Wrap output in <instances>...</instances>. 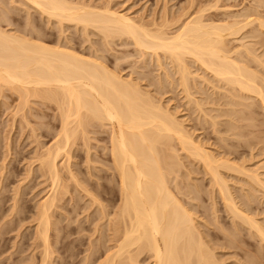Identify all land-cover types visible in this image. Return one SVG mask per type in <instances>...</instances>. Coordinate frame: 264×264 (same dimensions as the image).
I'll list each match as a JSON object with an SVG mask.
<instances>
[{"label":"bare ground","instance_id":"obj_1","mask_svg":"<svg viewBox=\"0 0 264 264\" xmlns=\"http://www.w3.org/2000/svg\"><path fill=\"white\" fill-rule=\"evenodd\" d=\"M76 1L78 2L79 0H76ZM76 1L72 0L71 2V0L70 1L69 0H21L20 2H22L23 4L25 3L28 4L30 8L32 7L34 11H38L37 13H39V15L41 14L40 16L42 15L43 17L45 16L47 20L49 19V21L50 20L56 21V23L58 24L57 26H60L61 29L65 28V26L63 28V25H66L69 23V24H72V26L74 25L75 27L80 26L79 28H82V31L86 33L88 29L94 30L95 33H98L101 35V38H103L104 42L106 43L115 42V40L116 41L119 40L120 42L124 40H126V42L130 41L129 45L133 44L132 46H135L136 50L139 52L137 53L140 54L139 56L140 58L142 57L143 59H146L148 57L145 58V55L148 54L147 56H149V58L150 57L155 58L157 62L156 64H158V68L163 67L162 66L163 63L162 61L160 62V60L168 59V61L170 62L169 64L173 66L172 68L175 69V73L177 74L176 76L178 78L177 82H179V86H180L179 88H182L187 98H190L193 96L192 94H190V97H188L189 87L192 85V83L191 85L189 84L190 82L189 78L190 77L195 78V77H193L194 73L190 72L189 70L190 67H188L186 60L190 59L191 61H193V63L195 62L199 70L201 68L202 72H205V74L207 73L208 76L212 77V80H209L208 78L206 79L205 76L200 75L201 73L197 75L195 74L196 78H198L197 80H201L200 81L201 83L205 81L204 83L209 84L210 86H214L212 85L214 83V82L212 83L213 79L215 80V82H218L219 84L221 83L220 85H218V83L217 85L215 83L214 84L219 89L220 88L222 90L224 89L223 93L225 91L224 94L226 95L227 99H229V101L226 102L227 104L226 107H229L227 108L228 110L225 111L223 109L225 119H227L226 116H228V119L230 118L231 120V122L229 120L228 122L229 124H227L226 126L229 130V131L227 130L226 131L229 134L231 133L230 130L235 129L234 123L237 119L245 121V126H252V120H253V117L251 116L252 114L250 113L251 115L250 114L246 115L243 111L244 110L250 111V107L253 104L257 103V106L263 111V115L262 114L261 115L264 116V73H261L262 71H264V57H262L264 56V53H263L264 50L262 51V53H257L256 50L258 51V48L255 49L256 48L255 45L259 44L260 46L261 44H263L261 37H260L262 32L260 33L257 31L258 33H260L259 35L260 38L258 36H253L257 33L256 31L253 30V28H255L254 27L255 23H256V28H257L255 30H260L264 28V19L263 17H262L263 20L260 19L261 15L258 18L256 15H254V17H256L254 18L253 15L250 16L247 14L248 12H251V10L250 11L246 10L247 13L242 12L243 14L241 13V15L239 16L240 18L243 16L242 17L243 19L241 20H232L230 22L213 21V20H210L208 17H205L208 15L204 14L205 11H208L207 10L208 7L207 8L205 7L207 5L208 6L210 5L208 3L203 8H199L200 7L199 5V7H197L199 9H197L196 13L195 14L192 13L194 14V16H191V14L189 16V14H187V16H189L190 18L189 17L188 19L186 18L187 20L182 18L183 21L179 20V22H177L178 24L177 23L173 24V23H175L174 21H178L177 18L179 14L177 15V18L176 16L175 17L173 16V18H176V19H173L174 21L172 22V24L174 25V27L172 26L174 28L173 29L172 27L168 26L169 23L168 24L165 23L167 25L165 24L155 25L149 22L151 25L150 24L145 25L143 24L144 22L140 23L139 20L136 22L133 18L126 16L124 14H121V12L118 13L116 11H112L111 10L112 8L110 9L108 5H102L104 7L100 6V8H97L96 7L97 5L96 6L93 5L95 7H91L92 5L87 6L88 4L85 5L83 4V2L74 3ZM213 1L214 3H217L215 2V0H212L211 2ZM261 1H258L259 2L258 4H261L262 3ZM10 2L12 1L10 0ZM20 2L18 1V3ZM13 3H14V0H13ZM15 4H13V6ZM104 4H106V2H104ZM200 4H202V6L204 5L203 3H200ZM258 4H256L257 5L256 8L259 7ZM214 6L215 4H213L212 7ZM20 7H23V6L21 5ZM212 7L209 9V11L211 9L214 10ZM253 8H255V6ZM27 9H25V11ZM4 11L0 13H4ZM211 13L210 15H212ZM4 15L5 14H2L1 16L0 14V17H1L0 21L4 19V18L2 19ZM212 16L214 17V19H216L215 18L216 16L214 15ZM179 17L181 16L179 15ZM5 20L8 21V19H4L2 24L4 25L7 24L8 27L12 25V23L10 24L8 22L6 23ZM144 21L146 20L144 19ZM13 23L15 22L13 21ZM26 23L28 25V31L26 29H23L25 27H21L22 29L20 33H18L19 31L18 32L16 31V28H15V31H13V28L10 31V30H6L8 28L6 25H5L7 27L6 29H4L5 27L4 28L0 27V92L3 91L2 89H6L8 91L10 90L9 92L12 91L11 92L12 94L17 95L19 102H16L18 104L15 105L16 110H17L16 112L22 110V107H20V105L21 106L23 105L24 107L26 104H29L28 99H31V98H33V100H36V99H38V101L41 100L42 102H44V104H46L47 102V105H49L48 103L55 104L54 107H56L55 109L58 110L57 117L59 118L58 121L60 123V127L58 128L57 132H55L57 133L55 135L57 138L55 139L53 144L51 145L49 144L50 145L49 147L44 148V150L41 151V153L37 154L38 156L37 159L35 158L36 160H38V167H39L38 169L42 172L41 173L42 176L44 175L45 178L49 181V185L47 186L49 189L48 191L49 193L47 194V196L45 195L46 197H42L44 199L42 201H39V204H37L35 218H34L35 220L34 221L35 223V228H34L35 234L34 235H36L35 237L39 240L38 242L39 243L41 242V244L39 245L42 246V250H43L41 251L42 255H41L40 264H50L49 262L50 260L48 258H50V255L52 253L50 254L49 252L50 250L48 248V245L50 244L48 242L49 240L48 232H49L50 227H55V225L51 226L52 225V222L50 221L51 213L53 211V208H55L57 205V204L55 205V203L62 198L61 196L65 192H67L66 191L67 185L65 186L64 183L60 184V180H59L60 175L58 173L56 160L58 159V157L62 155L67 157V160L65 159L66 161L69 160L68 159V156H69L68 150L70 149L69 142L73 139L74 135L76 136L77 132L83 131L85 130L86 127H88V125L84 124L85 122L86 123L88 122L87 124H89V122L90 124L91 122L93 123L98 122V125H100L101 127L102 126H104V128L107 127V130L106 129L104 130L105 132H107V135H108V146L107 148L105 147L106 148L105 152H107L110 159L109 158H106V159L110 160L108 162H110L109 168L111 170L110 169L109 170L112 171V174H114L112 175V177L113 176L115 177L116 182H117L116 184L118 186L115 188L116 189L118 188L119 190L118 194L120 195V198H119L120 200L118 203L119 205L116 207V210L111 214L112 217L109 219L108 217H106L108 216V213L106 212L105 207L101 205V203L99 202L101 205L99 208L100 215L102 214L101 217H103L104 219L106 217L104 221H106V223L108 222L106 226L109 232L107 233H109L110 235L109 234L107 235H109L110 237L109 236L107 237L110 238V242H112L113 244L111 247L112 248L111 252L106 251L107 254L102 259V262H98V264L99 263L100 264H141V260L143 258H146L149 260L148 264H219L218 262L221 259L217 262L215 260L216 258H214V256L212 255L213 252L211 253L209 251L208 248L210 246L207 247L209 243L207 244L206 240L204 239L205 237L203 238L202 236L203 233L200 232L201 233L200 234L198 229L196 228L197 224L195 223V218L193 219L192 215L189 212L190 209L186 208V206L184 207V205L180 202L179 198H177V194H179L180 192L178 191L179 189H177L175 186L174 188H171L170 186V182L172 180H175L176 178L170 179L169 176H171V174L174 173L175 171L174 167L181 164L180 162H178V157L176 158V155L174 154L175 147L173 149V145L175 144L173 145L171 144L173 140H174L173 143L176 141L177 144L180 146L179 147L176 144L178 148H181V151H184L186 155L189 156L193 161H196V163L198 162L197 164H200L202 169L205 170L206 173L209 175L211 179L210 191H211V187H213L214 189L212 188V192L213 191L215 192V190L218 192L217 193L219 194L218 197L220 196L221 200L223 201L224 208L226 209L227 214L231 215L230 218H232L233 223L238 222L240 223V225L242 224L243 226H246L249 230L255 233V235L257 236L256 239L258 238L259 241L262 242V246L264 245V228L259 224V222L253 219L254 217L252 218L250 217L251 215L248 216L246 214L247 212H245L246 209H244L245 207L244 205L242 206L243 208L237 205L239 203L235 202L236 199L234 200L230 192L231 188L229 190L230 186L227 185L229 182H226L225 179L220 174V169L231 171V172H234L235 174L238 173V175L243 174L245 175L244 177L247 179L248 183L249 182L252 183L256 188L261 189L264 192V183L254 173L255 171L254 172L252 171L254 174L253 173L251 174V172L249 170L247 171L246 170L247 168L244 167L246 172H250V174L249 173L245 174V171L243 170L244 168L242 169V167H239L241 165H238L237 167V165L234 164L235 162L233 163L234 165L231 163L233 160L232 161L227 160L228 157L226 160L221 157H217L216 155H214L215 154L214 151H212L214 152V154H212L208 149L204 148L203 145H201L198 142V140L197 142H195L193 137L191 136L192 134L188 133L187 132L188 130L186 131V129L183 128L184 127L182 126L183 123L182 122L179 123V121L176 120V118L172 115L173 112L170 114L168 110H164V107H162L163 105L160 106L161 104L160 105L159 103L157 104L155 100H153L152 98L153 95L152 96L148 95L146 92L144 93L143 90L142 92L139 89V86H137L138 83L131 82L133 79L131 81H124L121 79L119 74H117L118 72L115 73L116 70L115 71H111V69L109 70L101 61L100 56L102 54H100V56L90 55L89 58H85L84 56L82 57L81 55L75 53L73 50L69 49L68 48L69 45L67 47H64L65 45L61 46V42H63L65 39H63V41L60 40V43H58V41L57 43L53 42L55 45L51 46L52 45L51 44L49 46L48 44H46V42L45 43L43 42V39H42L43 37L42 38L40 37L41 35L38 36L39 33L37 32V30H35L34 26H33L34 29L31 27L32 28L31 30H35V33L30 32L31 30L29 29L30 28L29 25L31 22H29V24L28 22ZM53 23L56 24L55 22ZM253 23H254V26L252 27V32H255V33H253V35L250 34L248 31H246L245 33L248 32L247 34L252 35L251 37L254 40L252 39H251L252 41L243 40L245 38H243V36L241 35H245V34H243L242 32L244 31V29H246V27L248 28L251 27ZM172 24L170 22V25ZM10 27H13V26H10ZM169 27L172 30L167 31L170 29ZM61 29H59L58 31L62 32ZM24 30L26 31L24 32ZM60 35H62V33L59 34V36ZM88 36H92V35L89 34ZM238 40L241 41L239 46L237 45V47H235V46L229 45L230 41L238 42ZM159 53H161L162 56H160ZM160 57H163V58L160 59ZM116 59H115V62H117ZM146 61L148 60L146 59ZM251 62H254L253 64H255L257 68L260 67V69L261 70L263 69V70L259 72L257 69L254 68L255 65H253L254 67L251 68V65H250ZM114 67H117V66H114ZM198 69L196 70L197 72H198ZM159 71L164 72L163 68L162 70L160 69ZM158 79H161V78L158 77ZM162 82L163 81H161V83ZM153 83H157V85L159 84L161 86V84L158 82L153 81ZM214 88L215 87H213V89ZM218 88L216 89L217 92L219 91ZM211 95L213 94L211 93ZM189 101L191 100L189 99ZM192 102H193V105L196 107V109L201 111L200 112L202 113L201 115L204 116L203 120L205 116L206 118L209 117V119L206 122L210 120L211 126L213 128V126L216 125L217 119H219L218 117L219 114L217 115L218 118L215 117L216 115L215 116L210 115L211 112L208 115L207 110H206L207 112L204 111L205 109L202 110L201 103L198 101V99L192 100ZM192 102L190 103L192 104ZM39 103L40 102H38V104ZM207 103H210V102H207ZM213 103L215 104V102ZM213 103H210V104L212 105ZM224 103H225V99H224ZM217 107H220V106L218 105ZM223 107H225V105ZM165 109H166V106H165ZM214 110H212V112ZM218 112H219V108H218ZM83 125H86V126L84 127ZM81 126L83 127V130L81 129L82 128ZM79 128L81 129L80 131L78 130ZM216 129H219V128H216ZM239 129L236 128L235 130H239ZM86 131H89V130L86 129ZM86 131H85V134H87ZM232 135H234L235 137L238 136V138H240L239 136L241 134L239 132H236V133H232ZM88 137L87 139H89ZM84 138L85 137H83V139ZM85 141H86L87 146H89L90 144L88 145V140L85 139ZM84 146H85V143H84ZM67 147H69L68 150H67ZM87 149L88 148L85 147V150H86L85 152L88 151ZM103 150H104V147H103ZM250 158L252 157L250 156ZM89 160H91V156H90V159H87L88 162ZM180 166L182 167V165ZM178 170H179V167H178ZM234 173H231V174L234 175ZM70 181L73 182L74 180L71 179ZM62 185H64L65 188L64 186L62 187ZM86 191H85L86 192L85 194L88 195L87 194L88 191H91V190H86ZM253 192H256V190ZM16 193L17 191L14 192L15 196L17 195ZM256 193H259V192H256ZM89 195H91V193H89ZM244 197L245 196H243V198ZM90 198H92V195L90 196ZM93 199H95V202H96L97 199L94 196H93ZM93 199L92 201H94ZM12 200L13 202H15L14 199ZM96 203L98 206L99 205L98 201ZM213 204H214V201H213ZM11 206H12V210L11 208L10 210L13 211L16 205L15 203H13V205ZM115 206L116 205H114V207ZM5 217H6V214H5ZM33 217L34 216H32V218ZM216 225H218V223L215 224V226ZM81 229L82 228H80V230ZM25 247H28V246H25ZM0 257H1V254H0ZM85 258H86V255H85ZM247 262L248 264H258L256 258H253V257L247 259Z\"/></svg>","mask_w":264,"mask_h":264},{"label":"rangeland","instance_id":"obj_2","mask_svg":"<svg viewBox=\"0 0 264 264\" xmlns=\"http://www.w3.org/2000/svg\"><path fill=\"white\" fill-rule=\"evenodd\" d=\"M11 1L12 2H10V0L9 1L8 0H1L0 1V4L2 2L5 3V4L2 3L0 5V7H1L0 12H3L4 10H6V11H4V13H0V14H1V16H2V14H5L2 17V19L3 18L8 19V21L5 20V22L6 23L8 22L9 24L12 23V25H10V26H13V27L9 26L11 28L10 29L7 26V24H5V25L8 28L4 24H2L4 21V19H3L0 21L1 24L3 25L2 26L0 24L1 28L5 27L4 29L7 28L6 30H10V31L12 30V28H13V31H15V28H16V31L17 32L19 31L18 33H20V31L22 29L21 27H25L23 29H26L28 31V25L26 22H28V24H29V22H31L30 23L31 26L29 25V27H30L29 29L31 30L34 26L35 30H37V32L39 33L38 36L41 35L40 37L41 38L43 37L42 38L43 42L44 43L46 42V44H48L49 46L51 44H52L51 46H54L55 45L54 43H57V41H58V43H60V40L63 41V39H65L63 42H61V46L65 45L64 47H67L69 45V47H68L69 49L73 50L75 53L81 55L82 57L84 56L85 58H89L90 55L100 56V54H102L100 56L101 61L109 70L110 69H111V71L116 70L115 73L118 72L117 74H119L121 79L124 81H131L133 79L131 82L138 83L137 86H139V89L141 91L143 90L144 93L146 92L148 95H151V96L153 95L152 98H153V100H155V102L157 104L158 103H159V105L161 104L160 106L163 105L162 107H164V110H168V112H170V114L173 112L174 114L172 113V115L176 118V120H178L179 123H181V122L183 123L182 124V126H184L183 128L186 129V131L188 130L187 131L188 133L192 134L191 136L193 137L195 142H197V140H198V142L201 145H203L204 148L208 149L212 154H214V152H215L214 155H216L217 157H221L225 160L228 157L227 160H230V161L233 160L231 163L233 164L235 162L234 164L237 165V167H238V165H241L239 167H242V169L244 167H246L247 168L246 170L247 171L249 170L251 172V174L255 171L254 173L264 183V124H263L264 123V120H263L264 116H262L263 111L257 106V103L253 104L250 107V111L249 110L243 111L246 115H249L250 113L252 114V115L250 114L253 117L252 126H245V121L237 119L234 123V126H235V129L236 128L239 129V127H240V129L239 130L234 129L235 132H234V130H230L231 133L229 134L227 132L229 130L226 126H227V124H229L228 122H229L230 118L228 119V116H226L227 119H225L224 113H223L224 110L226 111V110H228L227 108H229V107H226L227 106L226 102H228L229 99H227L226 95L224 94L225 91L223 93L224 89L222 90L220 88L221 89L220 90L217 86H215V84L217 85L218 82H215L214 79L212 81V83L213 82L215 83V84L214 83L212 84L214 86H210L209 84L204 83L205 81L203 82V80H202L203 83L200 82L201 80H197L198 78H196V75L200 74V73H201L200 75L205 76L206 79L208 78L209 80H212V77L208 76L207 73L205 74V72H202L201 68L199 70L198 66H196L195 62L193 63V61H191L189 58H187L189 60H186L187 65H188V67H190L189 68L190 72H193L194 75L196 74L194 76L192 73L193 77H195L196 79L191 78V77H190L191 79L189 78L190 82L189 81L188 82L190 85L192 83V85H191L192 88L189 85L190 87H189V91H188V93H189L188 97H190V94H192L193 96L191 95L192 97L187 98V96H186L185 92H183L182 88H179L180 86H179V82H177L178 81V78L176 76L177 74L175 73V69L172 68L173 66H171V64H169L170 62L168 61V59L160 60V62L162 61V63H163L162 64L163 67L159 66L160 68H158V64H156L157 62H156L155 58H153V57L149 58V56H147L148 54L145 55V58L146 57L149 58V59L146 58L148 61H146V59H143L142 57L140 58L139 57L140 54H138L139 52L136 50L135 46H132L133 44L129 45L130 41L126 42V40H124L125 42L122 41L123 44L119 40H117V41L115 40V42L106 43V42H104L103 38H101V35L98 33H95L94 30L88 29L87 33H86L84 31H82V28H79L80 26L79 27L77 26L78 27L77 28L74 25L72 26V24H69V23L66 25H63V28H64V26H65V28L61 29L60 26H57L58 24L56 23V21H54V20L49 21V19L47 20V18L45 16L44 17H43V15L40 16L41 14L39 15V13H37L38 11H34V9L32 7L30 8L29 5L26 3L23 4L24 3L23 1H22L23 3L20 2L21 0H14V3H13V0H11ZM18 1L20 3H18ZM73 1H76V0H73ZM211 1L212 0H202V1L201 0H195V2H194V0H165V1L164 0H110V1L109 0H82V1L79 0L78 2L79 3L83 2V4H85V5L88 4L87 6L92 5L91 7H95L97 5L96 6L97 8H100V6L104 7L102 5H108L110 9L112 8L111 9L112 11H116L118 13L121 12V14H124L126 16L133 18L136 22L138 20L140 23L144 22L143 24H145V25H147V24L149 25L150 23L155 24V25H162L165 23H167V24L169 23L168 26L174 27L173 24H176L177 22H179V20L183 21V19H186V18L188 19L190 14H191V16H194L197 9L203 8L208 3L210 5L205 6L206 8L208 7V9H207L208 11H205L204 14L208 15L205 17H208L210 20H213V21H228V22H230L232 20H241V19H243L242 18L243 16L241 18L239 17L241 15V13L242 12L247 13V11H250V10H251V12H248L247 13L248 15H250V16L253 15V17H254V15H256L257 18L261 15L260 19H262V17L264 19V3H263L264 0H262V1L261 0H225V1L224 0H215V2H217V3H214V1L213 2H211ZM258 1H261L262 3L260 2L261 4H258L259 3ZM71 2H72V0H71ZM78 2L76 1L74 3H78ZM104 2H106V4H104ZM107 2H108V4H107ZM164 2H166V3H164ZM199 2L203 3L204 5L202 6V4H200ZM7 4H8V6H7ZM13 4H15L14 5L15 7L13 6ZM213 4H215V6H217V7H215V6L212 7ZM256 4L259 5V7H257L259 9L256 8V6H257ZM2 5H3V7H2ZM21 5L23 7H20ZM93 5H95V6H93ZM199 5H200V7H199ZM260 5H262V6H260ZM210 6L214 10L211 9L209 11V9L211 8ZM254 6L256 9L253 8ZM197 7H199V8H197ZM247 7H249V8L251 7V8L249 9ZM260 7H262V8H260ZM6 8H8V9H6ZM25 9H27V10L25 11ZM30 9L31 10L33 9V10L31 11ZM184 11H186L187 13ZM182 12H184V13H182ZM26 13H27V15H26ZM192 13H194V14H192ZM210 13L212 15L216 16L215 17L216 19H214V17L212 15H210ZM236 13L239 15H237ZM178 14L181 17H179ZM187 14H189V16H187ZM177 15H178V18H177ZM27 16L28 17L30 16L29 19ZM173 16L174 17L176 16L178 21H174L173 19H176V18H173ZM253 17H251V18H253ZM254 18H256V17H254ZM0 19H1V17H0ZM144 19L146 21H144ZM10 20H11V22H10ZM45 20H46V22H45ZM13 21L15 23H13ZM173 21L175 23L172 24ZM53 22H55L56 24H54ZM170 22L172 25H170ZM254 23L251 25V27H249V28L246 27V29H244V31L242 30L243 32L241 31L243 34L246 35V37H245V35H241V36H243V38H245L243 40H245V41L254 40L251 37L253 35V33H255V32H252V27L254 26ZM14 24H16V25H14ZM167 24H165V25H167ZM45 25H47V26H45ZM58 27H59V29H61L62 32L58 31L59 30ZM254 27H255V28H253L254 31H256V32L258 31L260 33L262 32L260 37H261L263 44H261L260 46H259V44H257V45H255L256 48L254 47L255 49L258 48V51L256 50L257 53H262V51L264 50V39H262V38H264L263 37L264 36V34H263L264 28L260 29L262 31L255 30V29H257L256 23H255ZM250 28H251V30H250ZM26 30H24V32ZM35 30H31L30 32L35 33ZM170 30H172V29L170 28L167 31H170ZM246 31H248L252 35L247 34L248 32L245 33ZM22 32H23V30H22ZM83 32L86 35L90 34L92 36H88V35L86 36ZM258 32L253 36L259 37L260 33H258ZM61 33H62V35L59 36V34H61ZM35 35H37V34H35ZM247 35H249V36H247ZM82 36H84V37H82ZM87 37H88V39H87ZM248 37H250V38H248ZM240 38H242V37H240ZM68 40H70V41H68ZM67 41H68V43L69 42L70 43L68 44ZM88 41H89V43H88ZM238 42L237 41H230L229 45L237 47V45L239 46L241 41L238 40ZM92 44H93V46H92ZM122 45H124V46H122ZM125 45H127V46H125ZM259 47L261 48V50ZM108 49H109V51H108ZM134 51H136V52H134ZM95 53H96V55H95ZM128 53H130V54H128ZM136 54H138V55H136ZM159 55L162 56L161 53H159ZM262 57H264V56H262ZM122 58H124V59H122ZM161 58H163V57H160V59ZM115 59L117 62H115ZM118 59H119V61H118ZM122 60H123V62H122ZM142 61H144L145 63ZM251 63H250V65L252 68V67H254L253 65H255V64H253L254 62H251ZM112 64H114V65H112ZM114 66H117V67H114ZM162 68H163L164 72L159 71L160 69L162 70ZM254 68L257 69L259 72H261L263 70V69L261 70L260 67L257 68L256 65ZM197 69H198V72L196 71ZM119 71H120V73H119ZM172 71H174V72H172ZM130 73H132V74H130ZM261 73H264V71H262ZM148 74H149V76H148ZM163 74H165L166 76ZM170 76H171V78H170ZM158 77L161 79H158ZM143 78H145V79H143ZM167 78H169V79H167ZM176 78H177V80H176ZM140 79H142V80H140ZM153 81L160 83L161 86L159 84L157 85V83H153ZM161 81H163V82L161 83ZM147 82H149V83H147ZM162 84H164V85H162ZM202 84H203V86H202ZM220 84L218 83V85H220ZM147 85H149V86H147ZM210 87H212V88H210ZM213 87H215V88L217 87L219 89V91L217 92L216 91L217 88L213 89ZM2 90L3 91L0 92V172H1V174H0V178H1L0 179V254H1L0 264H38V263L40 264L41 255H42L41 251H43V250H42V246L39 245V244H41V242L39 243L38 242L39 240L35 237L36 235H34L35 234V232H34L35 231L34 230V228H35L34 218H35L37 204H39V201H42L44 199L42 197H46L47 194L49 193L48 192L49 189L47 187L49 185V181L45 178L44 175L42 176V174H41L42 172L38 169L39 168L38 167V160H36V159L38 157L37 154L41 153V151H43L44 148H47L51 144H53V142L57 138L55 136L57 133H55V132H57L58 128L60 127V123L58 121L59 118L57 117L58 116V113H57L58 110L55 109L56 108V107H54L55 104L48 103L49 105H47V102H46V104H44V102H42L40 99H39L40 101H38V99L34 98L37 100L36 101V100H33V98H31L32 100L28 99L29 104H26L24 107H23V105L22 106L20 105V107H22V110L16 112L17 110H16L15 105L18 104L16 102H19L17 95L12 94L11 93L12 91L9 92L10 90L9 91L6 89H2ZM4 90H5V92H4ZM158 92H160V93H158ZM183 93L185 94L186 97L184 96ZM211 93L213 95H211ZM158 94H160L161 96ZM162 94H164V95H162ZM223 94L225 95V97ZM222 96L225 99V103H224V99L222 98ZM189 99L191 101H189ZM197 99L201 103L202 110L205 109L204 111H206V110L208 111V112L206 111L208 115L211 112L210 115H214V116L216 115L215 116L216 118L219 117V119H217V121H216L217 126L215 125L216 128H219V129H216L215 126H213V128H212L210 120L208 122H206L209 119V117L206 118V116H205V118L203 120L204 116L201 115L202 114V113H200L201 111L197 110L196 107L193 105V102H192V100H197ZM158 100H159V102H158ZM34 102H36V103H34ZM38 102H40L39 104L41 106L38 104ZM190 102H192V104ZM207 102H210V103L215 102V104L213 103L211 105L210 103H207ZM218 105L220 107H217ZM224 105H225V107H223ZM165 106H166V109H165ZM218 108H219V112H218ZM220 109L222 110V112ZM212 110H214V111L212 112ZM25 111H26V113H25ZM217 115H218V117H217ZM238 121H239V123H238ZM230 122H231V120H230ZM87 123L86 122L84 123V124L88 125V127H86L85 130H83V127L81 126L82 127L81 129L84 132L80 131L81 129L79 128L78 130L81 132V134H80V132H77L76 136L74 135V137H73L74 140L71 138L72 143H71V141L69 142L70 143L69 144L70 149L68 150L69 147H67V150L69 153L68 154L69 160L66 161L67 157H65L64 155L58 157V159L56 160L58 173L60 175L59 176L60 177V179H59L60 184L64 183L65 186L67 185L66 186L67 192H65L61 196L62 198L59 200L60 202L57 201L60 204L57 202L55 203V205L56 204L57 205L55 208H53V211L51 213V219H50V221L52 222L51 226L55 225V227H50L49 232H48L49 233L48 234L49 235L48 236L49 237L48 242L50 243L48 245V248L50 250L49 251L50 254L51 253L52 254L50 255V258H48L50 261L49 260H47V261H49L50 264H98V262H102V259L107 254L106 251L111 252V249H112L111 247H112L113 243L110 242V238H109L110 234L107 233V232H109L107 229V226H106L108 222L106 223V221H104V220L106 219V217H108V219L112 217L111 214L116 210V207L119 205L118 203L120 200L119 199L120 195L118 194L119 193L118 188L117 189L115 188L118 186L116 184L117 182H116L115 177L114 176L112 177V175H114V174H112V171H110L111 169L109 168L110 167L109 166L110 162H108V161H110L109 155L107 154V152H105V149L108 146V135H107V132H105L104 130L105 129L107 130V127L105 126L106 128H104V126H102L104 128L103 129L100 125H98V122H95V123L91 122V124H90V122H89V124H87ZM86 125H83V126L85 127ZM224 128H226V129H224ZM86 129L89 131H86ZM212 130L215 132H213ZM85 131L87 134H85ZM236 132H239L241 134L239 136L240 138H238V136L235 137L234 135H232V133H236ZM90 134H92V135H90ZM86 136L87 137L89 136L88 138L91 140L87 139ZM83 137H85V138L83 139ZM85 139L88 140V145L90 144L89 146H87ZM224 140H226V141H224ZM173 141L171 142V144L172 145L175 144V145H173V149L175 147L174 154L176 155V158L178 157V162H180L181 164L178 163L179 165L174 167V170H175L174 173L171 174V176H169L170 179L176 178L175 180H172L170 182V186H171V188H174V186H175L177 189H179L178 191H180V192H179V194H177V198H179L180 202L184 205V207L186 206V208L190 209L189 212L192 215L193 219L195 218V223L197 224L196 228L198 229L199 233L200 232L203 233L202 236H203V238L205 237L204 239L206 240L207 244L209 243L207 245V247L210 246L208 249L211 253L212 252L214 253V254L212 253V255L214 256V258H216L215 260L218 262L221 259L218 262L219 264H248L247 259L253 257V258H256L258 264H264V245L262 246V242H260L258 238L256 239L257 236L255 235V233L253 231L249 230L246 226H243L242 224L240 225V223H238V222L233 223L232 218H230L231 215H228L226 209L224 208L223 201L221 200L220 196L218 197V195H219V194H217L218 192L216 190H215V192L214 191L212 192L213 187H211V191H210L211 179H210L209 175L206 173L205 170L202 169L200 164H197L198 162L196 163V161H193L189 156L186 155V153L184 151H181V148H178L179 145L177 144L176 141L174 143H173ZM84 143H85V146H84ZM207 143H208V145H207ZM100 145H102V146H100ZM214 145H216V146H214ZM85 147L88 148L87 149L88 154H87V152H85L86 151ZM103 147H104V150H103ZM232 147H234V148H232ZM212 151H214V152H212ZM8 152H10V153H8ZM6 153H7V155H6ZM233 153H235V154H233ZM90 156H91L92 161L89 160V162H90L89 163L87 161V159H90ZM250 156L252 158H250ZM85 158H86V160H85ZM106 158H109V159L107 160ZM238 162H240V163H238ZM106 163H108V164H106ZM243 163H244V165H243ZM66 164H68V165H66ZM180 165H182V167ZM65 167L69 170H67ZM178 167H179V170H178ZM243 170L245 171V174H247V173L250 174V172H246L245 168ZM32 171H34V172H32ZM231 173H234V172L226 171L224 169H220L221 176L225 179L226 182H229L227 185L230 186L229 190L231 188L230 192H231L234 200L236 199L235 202L239 203L237 205L241 208H243L242 206L244 205L245 206L244 209H246L245 212H247L246 214L248 216L251 215L250 217H252V218L254 217L253 219H255L257 222H259V224L264 228V221H263L264 220V201H263L264 200V192L261 189L256 188L252 183H250V182L248 183L247 179L244 177L245 175H243V174L238 175V173L237 174L234 173V175H233ZM205 174L208 176H206ZM173 175H175V176L177 175L178 177L177 176L175 177ZM71 179L74 180L75 182L70 181ZM76 183H77V185H76ZM104 183H106V184H104ZM247 183H248V185H247ZM64 185H62V187ZM84 185H85V187H84ZM65 186H64V188H65ZM85 189L91 190V191H88V193H87L88 195L85 194L87 192ZM239 189H240V191H239ZM255 190H256V192H259V193L253 192ZM1 191H3V192H1ZM16 191H17L16 194L18 196L17 195L15 196V194H14V192H16ZM243 191H245V192H243ZM89 193H91L92 198H90L91 195H89ZM244 193H246V194H244ZM182 194H184V195H182ZM254 195H255V197H254ZM14 196H15V198H14ZM93 196L97 199L96 202L98 201L99 207L97 206L95 199H93ZM243 196H245V197L243 198ZM249 196H250V198H249ZM253 197H254V199H253ZM12 199H14L15 202H13ZM39 199H41V200H39ZM92 199L94 201H92ZM220 200H221V202H220ZM249 200H251V201H249ZM213 201H214V204H213ZM99 202L101 203V205H103L105 207V210L108 213V216H106L105 219L103 217H101L102 214L100 215L99 208L101 205ZM249 202H251V203H249ZM258 202H259V204H258ZM13 203H15L16 207H14V210L11 211L12 210L11 205H13ZM114 205H116V206L114 207ZM10 208H11V210H10ZM261 209H262V211H261ZM213 212H214V214H213ZM5 214H6V217H5ZM32 216H34V217L32 218ZM67 216H68V218H67ZM99 217H101V218H99ZM199 218H200V220H199ZM261 218H262V220H261ZM55 219H57L58 221ZM96 219H98V220H96ZM99 219H101V220H99ZM108 219H107V221H108ZM32 220H33V222H32ZM203 220L205 221V223ZM66 222L68 225L66 224ZM18 223H20V224H18ZM217 223H218V225L215 226V224H217ZM19 225H20V227H19ZM95 226H97V227H95ZM80 228H82V229L80 230ZM107 234H109V235H107ZM32 236H33V238H32ZM107 236H109V237H107ZM209 236H210V238H209ZM251 236H253V237H251ZM107 241H109V242H107ZM25 246H28V247H25ZM110 252H108V253H110ZM85 255H86V258H85ZM83 258H84V260H83ZM143 259L141 260V264H148L149 263L148 259H146V258H143ZM30 262H32V263H30Z\"/></svg>","mask_w":264,"mask_h":264}]
</instances>
